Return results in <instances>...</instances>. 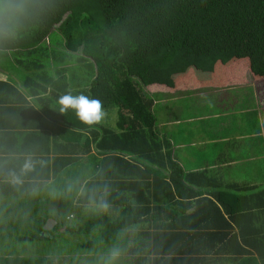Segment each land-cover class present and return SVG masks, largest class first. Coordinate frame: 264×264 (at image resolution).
<instances>
[{
  "label": "trees",
  "instance_id": "obj_1",
  "mask_svg": "<svg viewBox=\"0 0 264 264\" xmlns=\"http://www.w3.org/2000/svg\"><path fill=\"white\" fill-rule=\"evenodd\" d=\"M0 51L2 56L10 51L13 62L25 71H35L36 77L51 66L60 88L72 85L71 92L51 98L53 122H65L73 129L67 130L68 141L79 142L86 135L81 144L83 152L96 142L97 149L127 157L135 163L129 177H149L139 170L143 165L158 181L161 169L168 167L175 181L181 169L170 159V142L159 140L164 136L159 133L158 122L161 116L170 118L165 112L167 105L176 107L182 99H189L186 94L211 87L202 83L204 72L212 80H227L248 70L257 80H264V0H29L28 12L14 34L0 37ZM50 59L53 65L47 66ZM42 83L37 81V88L44 89ZM24 89L30 95L34 92ZM69 93L101 101L104 118L86 125L74 111L61 112L58 99ZM15 94L19 100L20 93ZM179 95L182 99H176ZM25 100L22 97V102ZM35 104L45 110L46 98L38 97ZM18 109L23 111V119L30 112L36 113L30 106ZM36 116L40 120V114ZM114 117V123L109 124ZM43 140L35 139L39 150ZM69 145L54 153L73 156L77 146ZM162 149L166 157H160ZM61 156L52 158L53 178L49 176V160L32 157L37 166L29 177L23 176L24 183L19 186L8 183L6 178L9 170L19 172L24 160L16 163L19 166L4 168L0 176V264H96L99 255L114 243L126 244L129 239L133 242L131 248L143 244V233L127 231L142 217L141 206H136L140 193L126 197L124 192L118 193L124 190L126 161L110 160V169L116 167L118 173L109 175L108 158L102 159L101 170L93 173L88 159L76 162L71 157L61 160ZM93 174L88 180V175ZM69 180H79L88 188L107 184L111 189V213L85 211V201L75 193L56 199L48 195L45 182L62 189ZM34 187L40 189L37 195L31 194ZM114 188L118 191L113 192ZM261 208V215L245 218L246 222L261 219V223L256 224L258 238L245 239L244 247L235 239H220L222 234L215 233L211 245L199 235H191L188 243L195 249L187 252L188 246L185 252L195 250V254L173 258L167 255L174 251L179 239L167 234L159 243L160 258L131 256L127 262L222 264L220 254H233V264H264L263 205ZM49 219L55 224L45 229ZM238 219L233 217V222ZM239 227V234L250 228L247 224ZM13 239L20 243L46 242L55 251L44 256L17 255L7 245ZM95 247L97 254L91 252ZM207 253L218 256L211 258Z\"/></svg>",
  "mask_w": 264,
  "mask_h": 264
},
{
  "label": "crops",
  "instance_id": "obj_2",
  "mask_svg": "<svg viewBox=\"0 0 264 264\" xmlns=\"http://www.w3.org/2000/svg\"><path fill=\"white\" fill-rule=\"evenodd\" d=\"M1 53L2 51H0V176L4 175L2 172L6 166L12 164L19 166L16 164L18 161L31 156L36 159L42 157L48 159L49 176L53 178L52 158L54 155L61 156L55 154L54 150L70 146L69 143L73 147L77 146L76 153L73 156L64 154L61 160L71 157L76 159V162H83L88 159V166L92 167L93 173L96 169L101 170L102 159L108 158L106 160L108 169L112 159L126 161L124 190L118 191L114 188L113 192H124L125 197L135 192L140 193L136 206H141L139 208L142 217L140 222L132 226L139 230L131 233H143L141 237L143 244L129 249L125 264H128L131 256L160 258L161 254L157 252L160 248L159 243L167 234L177 235L179 239L174 251L167 255L173 258L195 254V250L187 253L195 249V245L188 243L191 235L194 238L195 235H199L211 245L215 239L214 234H222L220 239L225 241L235 239L242 247L245 239L258 238L259 230L256 224L261 223V219L246 222L245 218H249L250 215H261V205L264 208V80H257L248 70L243 75L236 73L227 80L221 79L222 81L219 78L212 80L209 73L204 72L202 83L212 88L201 87L188 93L186 95L189 99H182L181 95L176 96V99H182L180 106L169 109L175 112L174 115H169V119L161 116L158 128L164 129V138L159 140L170 142V159L177 164L181 172L177 173L174 181L166 167L161 169L158 181H154L153 173H148L143 165H139L138 168L149 177H129L131 166H135V163L125 156L97 149L96 142L90 143L87 151L83 152L81 144L86 135L79 142L67 140V130L73 129L65 122H53L51 98L71 92L73 88L70 83L67 87L63 84L60 88V84L56 82L57 77L53 74L54 68L49 66L53 65L51 59L47 64L49 68L39 71L36 77L35 71H25L16 65L10 51L4 52L6 56H2ZM37 81L43 82L44 89L37 88ZM54 82L56 83L53 84ZM24 87L34 91L32 95L28 94ZM17 92L20 93L19 100L15 94ZM24 96L26 100L22 102ZM42 96L46 98L45 110L39 109L35 104L36 99ZM187 100L189 102H186ZM23 106L33 107L36 113L30 112L27 119H23V111L18 109ZM165 112H168V109ZM37 114H40V120H36ZM28 117L31 120H28ZM114 121L115 117L112 121L110 119L109 124H113ZM195 122L198 125L196 129H192L191 132L189 129L184 131L187 123ZM171 128L174 130L171 131ZM183 132L187 140L182 136ZM61 134H64V137H61ZM37 137L44 139L42 150H39L40 144L35 145ZM173 137L178 139L174 140ZM165 154L162 149L160 157L162 155L166 157ZM113 173H118L116 167L108 171L109 175ZM30 175L29 173L25 177ZM36 176H39L38 172ZM94 176L95 174L88 175V180ZM2 201L3 199H0V202ZM233 217L240 219L234 223ZM245 224L250 228L239 234V225ZM188 246L190 248L185 252ZM135 248L148 252L140 253ZM207 256L213 258L218 255L207 253ZM219 256L224 258L222 264H233L231 262L233 254Z\"/></svg>",
  "mask_w": 264,
  "mask_h": 264
},
{
  "label": "clouds",
  "instance_id": "obj_3",
  "mask_svg": "<svg viewBox=\"0 0 264 264\" xmlns=\"http://www.w3.org/2000/svg\"><path fill=\"white\" fill-rule=\"evenodd\" d=\"M29 0H0V37L14 34L15 28L19 25L20 20L27 14ZM60 111L66 112L72 110L78 119L86 124L92 125L99 123L104 118L102 102L98 99H92L85 95L66 94L58 99ZM31 156L24 159L19 172L9 170L7 173V182L13 186L23 184V176L31 173L36 166ZM45 188L48 195L53 198L66 197L75 193L76 196L83 198L85 201V211L96 214H110L112 204L110 202L111 189L107 184L86 187L79 180H69L62 189L51 185V182H45ZM40 189L34 187L31 190L32 195H37ZM138 228H129L127 231L136 232ZM133 242L129 240L126 244L122 242L114 243L106 249L96 260V264H123L124 258L129 254V249Z\"/></svg>",
  "mask_w": 264,
  "mask_h": 264
},
{
  "label": "rangeland",
  "instance_id": "obj_4",
  "mask_svg": "<svg viewBox=\"0 0 264 264\" xmlns=\"http://www.w3.org/2000/svg\"><path fill=\"white\" fill-rule=\"evenodd\" d=\"M180 105L176 104V108H178ZM168 107V115H174L175 112L169 111L170 106L167 105ZM198 127L197 123H187L186 128L184 129V131L186 129H189V131L191 132L192 129H196ZM173 131L174 129L171 128ZM159 133L161 136H163L164 133V129L162 128V130H159ZM172 136V135H171ZM175 136V135H174ZM182 136H184L185 140H187V136L184 135V132L182 134ZM174 140H177L178 138L173 137ZM9 246V250L13 251L14 253H16L17 255H26V256H44V255H48L51 254V252L53 253L55 250L52 251L53 247L51 246H47L46 242H29V243H20L15 241L14 239L9 241V243L7 244ZM7 246V248H8ZM98 249H96V247L94 249H92L91 252H93L94 254H97ZM20 253V254H18ZM98 256V255H96Z\"/></svg>",
  "mask_w": 264,
  "mask_h": 264
},
{
  "label": "water",
  "instance_id": "obj_5",
  "mask_svg": "<svg viewBox=\"0 0 264 264\" xmlns=\"http://www.w3.org/2000/svg\"><path fill=\"white\" fill-rule=\"evenodd\" d=\"M55 224V221L53 219H49L46 224L44 225L45 229H50Z\"/></svg>",
  "mask_w": 264,
  "mask_h": 264
}]
</instances>
